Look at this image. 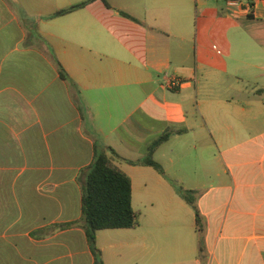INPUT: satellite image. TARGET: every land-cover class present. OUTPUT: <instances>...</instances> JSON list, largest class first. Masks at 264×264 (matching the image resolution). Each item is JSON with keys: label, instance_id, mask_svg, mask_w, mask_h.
<instances>
[{"label": "crops", "instance_id": "0c3cea01", "mask_svg": "<svg viewBox=\"0 0 264 264\" xmlns=\"http://www.w3.org/2000/svg\"><path fill=\"white\" fill-rule=\"evenodd\" d=\"M84 1L0 0V264H94L84 230L62 226L82 218L96 145L140 214L97 233L104 264H264V0H98L55 16ZM167 131L165 176L128 162ZM172 181L195 192L201 254Z\"/></svg>", "mask_w": 264, "mask_h": 264}, {"label": "trees", "instance_id": "16d2710c", "mask_svg": "<svg viewBox=\"0 0 264 264\" xmlns=\"http://www.w3.org/2000/svg\"><path fill=\"white\" fill-rule=\"evenodd\" d=\"M98 0H86L82 3L61 10L55 16H63ZM109 7L108 0H100ZM253 1L251 6H253ZM123 15L128 16L123 13ZM62 78H66L64 70L58 63ZM264 90H259L257 95H263ZM174 132L167 131L152 142L146 155L138 161H128L132 165H142L154 168L165 176L163 166L158 163L154 154L156 150L167 142ZM108 151L119 157L112 148ZM120 158V157H119ZM85 182L82 193V218L76 222L66 223L65 229L81 227L88 241V245L94 255V264H104L102 252L97 247V233L108 229H135L140 225V214L136 212L132 204V180L120 168L115 166L112 158L96 145L93 163L86 169ZM182 198L196 211L198 233L200 235V254L204 251V227L202 218L196 204L194 191L187 190L177 182L172 181Z\"/></svg>", "mask_w": 264, "mask_h": 264}, {"label": "built area", "instance_id": "2783aa9c", "mask_svg": "<svg viewBox=\"0 0 264 264\" xmlns=\"http://www.w3.org/2000/svg\"><path fill=\"white\" fill-rule=\"evenodd\" d=\"M227 1H228V4H229L230 6H233V7H239L240 4H241L240 0H227ZM180 85H182V83L179 82L178 80H172V81H170V82L168 83V86H169L170 88H176V87H178V86H180Z\"/></svg>", "mask_w": 264, "mask_h": 264}]
</instances>
